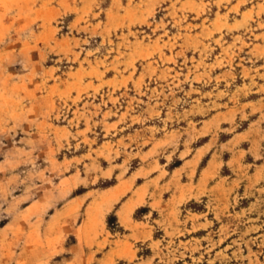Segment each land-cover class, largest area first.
<instances>
[{"label": "rangeland", "instance_id": "374dc122", "mask_svg": "<svg viewBox=\"0 0 264 264\" xmlns=\"http://www.w3.org/2000/svg\"><path fill=\"white\" fill-rule=\"evenodd\" d=\"M0 264H264V0H0Z\"/></svg>", "mask_w": 264, "mask_h": 264}]
</instances>
